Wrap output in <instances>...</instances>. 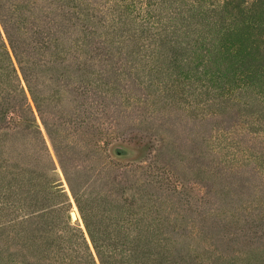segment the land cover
Instances as JSON below:
<instances>
[{
  "label": "trees",
  "instance_id": "1",
  "mask_svg": "<svg viewBox=\"0 0 264 264\" xmlns=\"http://www.w3.org/2000/svg\"><path fill=\"white\" fill-rule=\"evenodd\" d=\"M165 2L0 0V264H97L96 255L100 264L157 261L159 253L140 249L165 251V242L135 236L132 202L111 206L102 214L109 221L97 222L101 212L87 206L86 166L76 156H104L108 141L122 136L120 108L176 100L167 92L189 83L183 71L200 75L198 97L181 90L190 109L226 104L211 93L227 82L252 92L237 95L240 106L264 110V0L201 8L195 16L206 22L193 25L185 23L190 14L166 11ZM234 11L241 17L228 23ZM128 79L144 91L134 92ZM157 161L141 170L176 190L181 184ZM110 165L105 158L99 172ZM71 198L81 221L69 212ZM114 224L125 233L101 229Z\"/></svg>",
  "mask_w": 264,
  "mask_h": 264
},
{
  "label": "rangeland",
  "instance_id": "2",
  "mask_svg": "<svg viewBox=\"0 0 264 264\" xmlns=\"http://www.w3.org/2000/svg\"><path fill=\"white\" fill-rule=\"evenodd\" d=\"M165 1L166 11L190 14L185 23L193 25L206 22L195 16L201 8L216 9L224 0ZM240 1L247 5L253 0ZM232 15L228 23L241 17L236 11ZM183 72V79L190 80V84L180 85L176 93L167 92L176 100L120 108L118 128H122V136L108 141L104 156L96 152L75 155L86 166L87 206L101 212L97 222L100 217L105 222L104 217L109 221L108 215L102 214H108L109 208L111 212V206L132 202L128 207L135 236L143 239L155 234L165 242V251L163 246L153 244H144L140 249L141 254L146 250L159 253V259L150 264H264V110L251 114V108L240 106L237 95L252 92L237 88V83L231 89L227 82L216 95L211 93L228 100L226 104L190 109L181 90L198 97L200 75ZM136 75L140 80L145 78L142 68ZM128 83L133 91H144L142 86H133L130 79ZM228 91L232 96H227ZM125 110L127 115H123ZM43 132L50 144L45 129ZM105 158L114 165L99 172ZM156 158L157 164L168 168L166 176L181 184L176 190L168 189H175L173 183L159 185L141 170ZM69 210L73 220L81 221L73 198ZM1 222L0 258L5 262L6 219ZM101 229L105 233H125L121 228L118 231L115 224L107 228L102 225ZM134 239L129 242L132 247L139 245ZM96 259L100 264L97 255Z\"/></svg>",
  "mask_w": 264,
  "mask_h": 264
},
{
  "label": "water",
  "instance_id": "3",
  "mask_svg": "<svg viewBox=\"0 0 264 264\" xmlns=\"http://www.w3.org/2000/svg\"><path fill=\"white\" fill-rule=\"evenodd\" d=\"M73 217H74V218H76V217H77L75 213H73Z\"/></svg>",
  "mask_w": 264,
  "mask_h": 264
}]
</instances>
